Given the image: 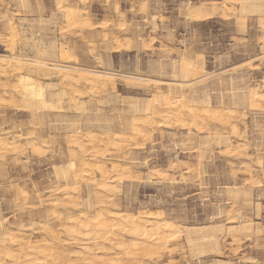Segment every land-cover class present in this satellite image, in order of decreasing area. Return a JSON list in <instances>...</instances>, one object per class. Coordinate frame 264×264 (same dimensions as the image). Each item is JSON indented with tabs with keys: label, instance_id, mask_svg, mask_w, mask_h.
<instances>
[{
	"label": "rangeland",
	"instance_id": "1",
	"mask_svg": "<svg viewBox=\"0 0 264 264\" xmlns=\"http://www.w3.org/2000/svg\"><path fill=\"white\" fill-rule=\"evenodd\" d=\"M242 3L0 0V37H9L10 23L17 31L14 44L7 41L15 45L13 54L0 45V58L39 78L47 98H63L53 111L26 109L15 90L17 78L10 68H0L8 73L0 76V137L15 145L0 153L1 227L24 231L22 237L31 241L45 236V224L58 231L48 201L60 197L66 185L57 167L79 152L69 141L128 137L145 118L132 104L154 102L166 111L159 117L166 126L147 128L146 137L125 144L123 151L84 144L88 153L103 154L91 164L103 160L108 169L115 163L131 170L123 182L117 178L111 184L115 208L163 212L174 224L171 252L155 264H264V103L251 105L248 97L250 89L264 95V15L256 11L264 0H248L246 13ZM199 15L207 19L195 20ZM184 59L199 67L186 77L179 67ZM51 65L73 68V87L67 72L47 68ZM106 71L116 73L110 78L114 83L102 76ZM81 73L92 85L83 80L75 85ZM166 98L175 102L170 109ZM182 101L210 102L217 111L235 108L237 117L221 126L206 118L194 124L185 115L182 126L176 122ZM83 184L76 196L79 209L70 212L91 215L104 193Z\"/></svg>",
	"mask_w": 264,
	"mask_h": 264
},
{
	"label": "bare ground",
	"instance_id": "2",
	"mask_svg": "<svg viewBox=\"0 0 264 264\" xmlns=\"http://www.w3.org/2000/svg\"><path fill=\"white\" fill-rule=\"evenodd\" d=\"M247 1L248 0H243L241 8L243 13H246L248 10ZM256 11L264 15V6L257 7ZM66 17L70 21L73 20L72 15H67ZM206 19L207 17L204 15H199L195 18V20L199 22ZM7 34L9 37H6V39L3 38L4 36L0 37V45L4 48V52L13 54L15 45L12 48L9 43L7 44V41L9 42L10 40L14 44L17 37V31L13 23L9 24V33ZM64 55L67 57L66 54ZM0 59L3 61L0 68H10V72H12L11 75L17 78V87L15 88L14 85V88L17 94L20 95L26 109L34 110L33 112L36 111L39 113L58 109V103H61L63 100L62 97H55L54 99L47 98L45 92L46 87L43 85V82L41 83L39 78L32 74L25 73L20 67L12 65L8 60L9 58L2 57ZM66 59L68 60V58H65V61L64 59L63 61L68 63ZM35 64L40 68L46 66V64L39 62ZM179 67L183 77H186L190 72L198 70L199 68L196 63H192L187 59L182 60ZM47 68L67 72L65 76H67L68 85L73 87L71 81L73 80L72 76L74 74L70 73L74 71L73 68L58 65H51ZM102 73L103 77L113 82L110 78H113V75L116 73L107 71ZM6 74L8 73L5 69L0 71V76L6 77ZM86 76L87 75L84 73L79 74L76 78L75 85L77 86L78 80H83L89 85H92L94 80L92 81ZM7 85L2 86L5 92L9 91H7ZM157 93L160 94L162 92L158 91ZM248 97L251 105L258 104L259 106V104L261 105L264 103V95L259 94L255 89L249 90ZM56 103L58 104L57 107L55 106ZM174 103L175 102L169 98L164 100V105L167 109H170L171 105H174ZM10 104L12 103H9V105ZM178 106V119L176 122L182 126L185 122V115H189L194 124H197L199 119L206 118L210 121L219 123L221 126L228 125L230 119L233 120L232 118L237 117V110L235 108L222 109L224 112L217 111L212 109L210 102L206 105L189 106L185 101H182ZM132 110L134 112L143 110L145 112V118L141 121L140 127H133L132 133L128 137L118 133L114 136L100 137V135V138H97V136H88L84 140L77 136L69 141V145L77 148L79 152H72L67 164L57 167L56 175L58 179L65 182L66 185L59 193L61 195L60 197L48 201V204L52 207L53 219H58L60 228L58 231L45 224V226L43 225L44 227H42L45 236L39 241H31L30 239L23 238L24 236L22 237V232L24 231L11 233L6 229V232L5 229L1 227L2 223L0 221V228L4 229L0 241L2 242L0 245V264H155L154 261L158 259L163 252H171L170 243L173 241L174 224L164 216L163 212L154 213L152 212L153 210L138 211L136 213L131 211H119L112 202L113 198L110 199L109 197V194H113L112 192H114L111 184L115 182L117 178V180L123 182L125 176L130 175L131 170L120 164L114 165V162V166L112 165L111 169H108L103 160H93V164H91L89 161L94 157L103 159V157H101L103 154L100 155L99 152L93 150L90 151L92 155H87L88 149L84 145L87 143L88 145H92V149H96L102 146L103 143L106 149L114 148L116 151H119L124 148L125 144L131 143L139 137H146L148 134L147 128L155 127L156 125L162 127L167 123L166 121H159V117L164 116L166 111L158 108L154 102L148 104L144 102H135L132 104ZM232 132L234 134L238 133L236 125L232 127ZM5 141L6 140L0 137V153L2 151L6 152V150L14 149L15 145L13 146ZM34 150H36L35 147ZM71 151H73V149H71ZM36 152L38 151L36 150ZM88 157H91V159ZM83 183H88L94 186L98 191L104 193L101 198L99 197L98 200L95 199L97 203L96 206L94 205L91 207L93 210V214L91 215L87 214L84 210L79 211L77 214L70 212L71 210H76L79 205V199L76 200V196L80 195V186ZM109 203H111V206H114V208H110L111 206L108 207ZM82 204L83 206L86 205L84 203ZM59 211L60 214L58 213ZM30 228H32V226ZM63 235L67 237L63 239ZM125 237H130L132 239L128 241ZM71 247L73 250L69 251ZM74 249L76 250L74 251Z\"/></svg>",
	"mask_w": 264,
	"mask_h": 264
}]
</instances>
